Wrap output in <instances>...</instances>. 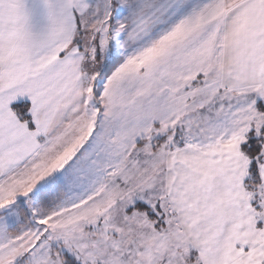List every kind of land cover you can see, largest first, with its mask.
Segmentation results:
<instances>
[{
	"label": "snow or ice",
	"instance_id": "6c2138e0",
	"mask_svg": "<svg viewBox=\"0 0 264 264\" xmlns=\"http://www.w3.org/2000/svg\"><path fill=\"white\" fill-rule=\"evenodd\" d=\"M0 264H264V0H0Z\"/></svg>",
	"mask_w": 264,
	"mask_h": 264
}]
</instances>
